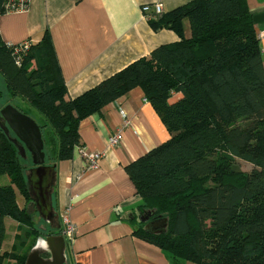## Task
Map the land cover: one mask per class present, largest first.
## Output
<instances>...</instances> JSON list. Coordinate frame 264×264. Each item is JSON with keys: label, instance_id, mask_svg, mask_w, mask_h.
Masks as SVG:
<instances>
[{"label": "trees", "instance_id": "16d2710c", "mask_svg": "<svg viewBox=\"0 0 264 264\" xmlns=\"http://www.w3.org/2000/svg\"><path fill=\"white\" fill-rule=\"evenodd\" d=\"M7 2L0 0V14L8 12ZM149 22L173 29L179 39L159 44L74 97L67 96L47 29L38 41L25 39L30 42L20 53L18 43L0 36V99L6 96L4 104L29 114L24 101L41 115L36 121L52 164L72 157L81 144L83 118L140 87L170 136L125 165L141 199L131 217L133 233L198 264H264V70L247 0H189ZM47 128L52 132L45 135ZM237 159L252 168L243 170ZM32 165L0 127V175L9 177L0 184V246L4 217L18 227L0 264L7 257L25 264L40 234L27 205L34 199L26 172ZM142 210L167 216L166 230L145 231Z\"/></svg>", "mask_w": 264, "mask_h": 264}, {"label": "crops", "instance_id": "0c3cea01", "mask_svg": "<svg viewBox=\"0 0 264 264\" xmlns=\"http://www.w3.org/2000/svg\"><path fill=\"white\" fill-rule=\"evenodd\" d=\"M187 1L28 0L25 9L0 14V36L9 43L38 41L47 29L67 96L74 97L159 44L179 39L173 29L153 28L141 9L143 4L153 7L154 2H160L163 12H168ZM247 6L259 38L264 70V35L259 34L264 29V0H247ZM185 21L184 32L189 35ZM78 129L80 145L103 154L95 166L86 167L75 146L72 157L52 163V214L41 212L36 201L28 204L30 211L36 205L40 214L35 222L40 234L30 250L39 239L59 234L65 239L64 264H198L175 258L133 233L131 217L141 199L125 165L170 136L142 89L136 86L106 103L100 111L83 118ZM115 131H119L120 141L109 145L108 137ZM26 171L29 174L30 169ZM63 210L74 225L69 239L62 229ZM4 223L0 252L11 249L18 231L11 216L6 215ZM35 255L34 264H43L39 257L44 260L50 253L36 247ZM6 262L12 264L13 259L7 257L2 264Z\"/></svg>", "mask_w": 264, "mask_h": 264}, {"label": "water", "instance_id": "95a60500", "mask_svg": "<svg viewBox=\"0 0 264 264\" xmlns=\"http://www.w3.org/2000/svg\"><path fill=\"white\" fill-rule=\"evenodd\" d=\"M0 127L16 144L21 156L25 157L29 152L32 166L28 179L31 183L35 201L41 212L51 213L50 187L53 176V164H46L44 139L40 125L27 113L22 112L14 104L7 102L0 107ZM10 131L14 136L10 135ZM151 210H142L139 219L144 222V230L152 233H162L167 228V216L158 215L148 220ZM45 241L48 244L50 255L40 262L43 264H64L65 239L62 235H47ZM36 245L26 256L25 264H34Z\"/></svg>", "mask_w": 264, "mask_h": 264}, {"label": "built area", "instance_id": "2783aa9c", "mask_svg": "<svg viewBox=\"0 0 264 264\" xmlns=\"http://www.w3.org/2000/svg\"><path fill=\"white\" fill-rule=\"evenodd\" d=\"M28 0H8L6 7L8 11H15V10H23L27 7ZM141 9L143 10L145 16L148 19H152L160 15L163 10L160 2H154L153 7H151V4L146 3L143 4ZM260 35H264V29L260 31ZM29 40H23L20 42H17L18 45L15 47V52L20 51L24 48L27 47L29 44ZM22 60V55H18L16 57V62L20 63ZM120 141V133L119 131H115L114 133L110 134L108 137V144L109 145H114L116 143H119ZM78 150L81 153V155L85 158L86 161V167H93L96 165L98 159L101 157L103 154L102 151H89L86 148H84L82 145L78 146ZM61 216V223L63 224V233L65 237L68 239L72 237L73 232H74V225L72 221L69 218V215L66 210H63L60 212Z\"/></svg>", "mask_w": 264, "mask_h": 264}, {"label": "rangeland", "instance_id": "374dc122", "mask_svg": "<svg viewBox=\"0 0 264 264\" xmlns=\"http://www.w3.org/2000/svg\"><path fill=\"white\" fill-rule=\"evenodd\" d=\"M185 20H186V19H185ZM185 22H186V24L188 25L187 20H186ZM4 85H5V84H4V80H3V78L0 76V89H3V90H4V87H5ZM6 99H7L6 96H4L3 99H0V104L2 103L1 106L4 105V101H5ZM16 101H18V100H16ZM13 102H15V100H13ZM19 102H21V101L19 100ZM23 104H24V101L21 102V105H22V107H23L25 110H28L30 116H32L35 120H40V119H41V115H40L37 111H35L34 109H31V108H30L31 110H29V109L27 108L26 104H25V105H23ZM0 119H1L2 122H4V121L2 120V118H1V116H0ZM49 130H50L49 128L46 129L45 135H46V133H47ZM50 132H52V131H50ZM47 134H48V133H47ZM50 144H51V142H50ZM78 146H79V145H78ZM78 146H77V147H78ZM46 150H47V149H46V147H45V151H46ZM20 157H21V158H27V159H26V163H28V164L32 163V162H31V157H30L29 152H26L25 157H23V156H21V155H20ZM237 163L239 164V166H240L243 170H246V171H249V170L252 168V166H253L250 162L245 161V160H243V159H237ZM26 172H28V171H26ZM28 175H29V174H27V179H28ZM7 177H8L7 175H0V184L5 183V182H8L9 180H8ZM28 182H29V179H28ZM29 186H30L31 193H32V195H33L32 188H31V183H29ZM33 198H35V197H33ZM18 199H19L20 201H22V197H21V194H20V193H18ZM32 200L35 201L34 199H32ZM27 205H28V204H27ZM28 207H29V206H28ZM29 211H30V208H29ZM31 213H32V217H33V219H35V222H36V221H39V216H40V214H39V212H38V208H37L36 205L32 206V211H31ZM36 223H37V222H36ZM9 228L11 229V233H12V230H13L12 227H9ZM12 234H13V233H12ZM13 237H15V234H14ZM6 264H7V262H6Z\"/></svg>", "mask_w": 264, "mask_h": 264}, {"label": "clouds", "instance_id": "9594fccd", "mask_svg": "<svg viewBox=\"0 0 264 264\" xmlns=\"http://www.w3.org/2000/svg\"><path fill=\"white\" fill-rule=\"evenodd\" d=\"M36 247H37V248H44V249H47V248H48V244H47V242H46L44 239H39V240L37 241Z\"/></svg>", "mask_w": 264, "mask_h": 264}, {"label": "flooded vegetation", "instance_id": "af4514ba", "mask_svg": "<svg viewBox=\"0 0 264 264\" xmlns=\"http://www.w3.org/2000/svg\"><path fill=\"white\" fill-rule=\"evenodd\" d=\"M152 218H155V217H153V216H149L148 220H150V219H152Z\"/></svg>", "mask_w": 264, "mask_h": 264}]
</instances>
